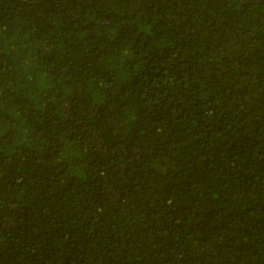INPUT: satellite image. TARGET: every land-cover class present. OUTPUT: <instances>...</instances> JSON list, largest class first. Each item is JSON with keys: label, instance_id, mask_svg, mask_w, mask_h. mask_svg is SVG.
<instances>
[{"label": "trees", "instance_id": "1", "mask_svg": "<svg viewBox=\"0 0 264 264\" xmlns=\"http://www.w3.org/2000/svg\"><path fill=\"white\" fill-rule=\"evenodd\" d=\"M0 264H264V0H0Z\"/></svg>", "mask_w": 264, "mask_h": 264}]
</instances>
